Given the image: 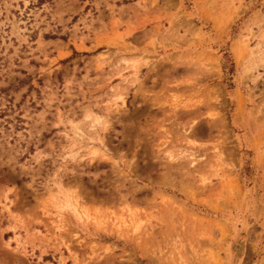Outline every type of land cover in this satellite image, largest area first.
I'll list each match as a JSON object with an SVG mask.
<instances>
[{
    "label": "rangeland",
    "instance_id": "rangeland-1",
    "mask_svg": "<svg viewBox=\"0 0 264 264\" xmlns=\"http://www.w3.org/2000/svg\"><path fill=\"white\" fill-rule=\"evenodd\" d=\"M0 264H264V0H0Z\"/></svg>",
    "mask_w": 264,
    "mask_h": 264
}]
</instances>
